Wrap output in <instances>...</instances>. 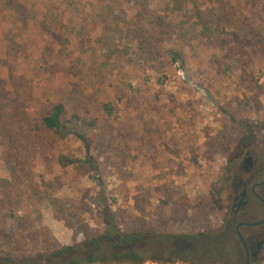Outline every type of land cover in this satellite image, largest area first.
<instances>
[{"label": "rangeland", "instance_id": "1", "mask_svg": "<svg viewBox=\"0 0 264 264\" xmlns=\"http://www.w3.org/2000/svg\"><path fill=\"white\" fill-rule=\"evenodd\" d=\"M164 24L168 36L156 35L155 45L161 53L184 47V67L163 54L140 56L137 36ZM11 40L22 47L14 56L6 52ZM0 61L31 91L29 116L62 101L87 118L78 125L90 140H48L41 152L0 133L6 261L47 264L43 253L102 233L99 178L125 231L218 236L235 145L264 139L262 0H0ZM9 69L0 67L3 78ZM223 250L143 264H214Z\"/></svg>", "mask_w": 264, "mask_h": 264}, {"label": "trees", "instance_id": "2", "mask_svg": "<svg viewBox=\"0 0 264 264\" xmlns=\"http://www.w3.org/2000/svg\"><path fill=\"white\" fill-rule=\"evenodd\" d=\"M262 1L264 3V0ZM209 19L211 20V17ZM210 20L207 22H213ZM25 24L28 23L25 21ZM168 26V24H164L160 26L159 30L151 29L145 39L143 36V38L137 36L141 44L140 47H144L143 49L139 47L142 50L140 56L149 59L155 55L163 54L170 56L172 62H179L184 67L188 55L184 47L166 49L164 53H161L155 45L156 35L168 36ZM205 27L209 30L213 25L208 27L205 24ZM180 38L182 39L181 36ZM145 43L150 45L148 49H146ZM21 49V45L14 40L6 45V52L9 56H14ZM4 65L10 67V73L8 79L3 78L0 73V124L8 123L7 121H11L12 124L10 127L2 126L3 131L0 133L8 143L15 145V143H24L26 140L27 143H37L41 152L46 151L48 140H51L52 143L58 139L63 140L70 136H76L84 143H90L87 134L79 131L78 125L80 123L83 126L88 124L87 118L80 113V110L71 113V109L62 101L44 102L40 104L35 116H29L27 104L32 100V93L17 81L14 65L0 61V67ZM103 108L108 114L114 113L113 106L108 103H105ZM58 161L66 165L75 162L66 155H59ZM86 161L92 166V161ZM98 180L101 186L98 202L105 215L104 231L86 237L80 242L43 253L41 256L47 261V264H143L148 260L187 261L189 254L193 251L205 253L212 248H220L224 244V237L218 235L212 239L210 237L213 236H209L205 232L190 235L175 232L123 230L116 224L104 193L103 183L100 178ZM32 260L34 259L24 256L16 261L12 259L6 261L0 256V264H32ZM192 262L206 263L204 258Z\"/></svg>", "mask_w": 264, "mask_h": 264}, {"label": "flooded vegetation", "instance_id": "3", "mask_svg": "<svg viewBox=\"0 0 264 264\" xmlns=\"http://www.w3.org/2000/svg\"><path fill=\"white\" fill-rule=\"evenodd\" d=\"M225 178L227 200L222 206L223 228L217 235L227 239L221 246L223 252L212 262L259 264L264 260V139L237 143ZM233 236L238 247L231 244Z\"/></svg>", "mask_w": 264, "mask_h": 264}, {"label": "water", "instance_id": "4", "mask_svg": "<svg viewBox=\"0 0 264 264\" xmlns=\"http://www.w3.org/2000/svg\"><path fill=\"white\" fill-rule=\"evenodd\" d=\"M240 237H241V240L243 241V243L245 244V241H244L243 237L242 236H240Z\"/></svg>", "mask_w": 264, "mask_h": 264}]
</instances>
